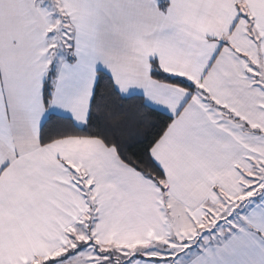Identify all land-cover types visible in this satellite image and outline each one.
I'll list each match as a JSON object with an SVG mask.
<instances>
[{
    "label": "snow or ice",
    "instance_id": "snow-or-ice-1",
    "mask_svg": "<svg viewBox=\"0 0 264 264\" xmlns=\"http://www.w3.org/2000/svg\"><path fill=\"white\" fill-rule=\"evenodd\" d=\"M0 264H264V0H0Z\"/></svg>",
    "mask_w": 264,
    "mask_h": 264
}]
</instances>
